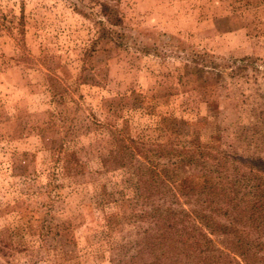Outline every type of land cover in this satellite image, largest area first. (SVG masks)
<instances>
[{"label":"rangeland","instance_id":"1","mask_svg":"<svg viewBox=\"0 0 264 264\" xmlns=\"http://www.w3.org/2000/svg\"><path fill=\"white\" fill-rule=\"evenodd\" d=\"M223 152L264 162V0H0V264H150L165 239L217 264L158 234L176 205L143 202V153L179 189Z\"/></svg>","mask_w":264,"mask_h":264},{"label":"trees","instance_id":"2","mask_svg":"<svg viewBox=\"0 0 264 264\" xmlns=\"http://www.w3.org/2000/svg\"><path fill=\"white\" fill-rule=\"evenodd\" d=\"M187 152L190 162L195 160L196 154L204 157L209 153L198 147ZM177 154L182 156L180 151ZM207 156L213 158L214 163L207 168L203 165L204 178L200 185L181 186L178 189L168 183V175L164 179L155 171V166L147 161V153H143V202L154 201L152 194H158L157 200L164 201L169 197L171 203L176 205L165 206L157 214H150L151 220L158 224H154L161 232L158 234L163 237L179 234L178 237L182 239L178 240L185 247L190 246L183 239H189L198 252L214 251L217 264H229V254L214 246L213 237L222 234L228 236L225 248L238 253L234 252L240 258H233L235 264H255L259 260L264 263V241L260 240L264 234V162H248L236 152ZM190 223L193 224L191 227L188 226ZM163 242L168 250L154 254V263L152 261L150 264H162L163 260L170 258L167 264H174L177 261L176 253L184 251L181 249L183 247L178 250L170 246L166 239Z\"/></svg>","mask_w":264,"mask_h":264}]
</instances>
